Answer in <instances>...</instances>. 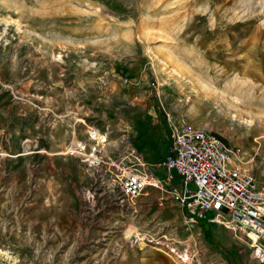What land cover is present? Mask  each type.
Returning <instances> with one entry per match:
<instances>
[{"label": "rangeland", "instance_id": "1", "mask_svg": "<svg viewBox=\"0 0 264 264\" xmlns=\"http://www.w3.org/2000/svg\"><path fill=\"white\" fill-rule=\"evenodd\" d=\"M83 120L129 132L159 176L170 126L206 125L264 177V0H0V264H254L246 232L186 229L158 189L122 232L81 224Z\"/></svg>", "mask_w": 264, "mask_h": 264}, {"label": "built area", "instance_id": "2", "mask_svg": "<svg viewBox=\"0 0 264 264\" xmlns=\"http://www.w3.org/2000/svg\"><path fill=\"white\" fill-rule=\"evenodd\" d=\"M82 122L87 138L70 143L65 153L87 168L88 178L70 207L87 229L103 236L122 232L127 221L151 210L153 201H141V197L153 188L166 191L176 201L186 229L202 221L216 224L219 218L227 228L249 231L255 246L254 264H264V183L248 166L240 147L230 146L206 125L172 124L166 153L155 164L166 170V176H159L129 132L112 127L101 130ZM33 144L24 139L23 151L33 153ZM173 227L177 233L179 226Z\"/></svg>", "mask_w": 264, "mask_h": 264}, {"label": "bare ground", "instance_id": "3", "mask_svg": "<svg viewBox=\"0 0 264 264\" xmlns=\"http://www.w3.org/2000/svg\"><path fill=\"white\" fill-rule=\"evenodd\" d=\"M216 221H217L216 224H220V225H223V226L226 227V225H224L219 218H216ZM231 229L237 230V227H234V228H231ZM239 230H241L242 232H246L247 236L252 240V235L249 233V231L245 230L244 228H239ZM134 232H135V227L133 225L129 226V229L127 230V233L131 234V233H134ZM244 237L245 236H242V235L240 236V238H244ZM254 253H255V250H254ZM182 257H183V259H186V255H183Z\"/></svg>", "mask_w": 264, "mask_h": 264}, {"label": "trees", "instance_id": "4", "mask_svg": "<svg viewBox=\"0 0 264 264\" xmlns=\"http://www.w3.org/2000/svg\"><path fill=\"white\" fill-rule=\"evenodd\" d=\"M202 226L205 228V235H206V237L207 236H209L210 234H209V231H208V229L206 228V222L205 221H202Z\"/></svg>", "mask_w": 264, "mask_h": 264}, {"label": "crops", "instance_id": "5", "mask_svg": "<svg viewBox=\"0 0 264 264\" xmlns=\"http://www.w3.org/2000/svg\"><path fill=\"white\" fill-rule=\"evenodd\" d=\"M257 177H258V176H257ZM258 180H259L260 183H262V184L264 183V177H260V176H259ZM181 212H182V211H181Z\"/></svg>", "mask_w": 264, "mask_h": 264}]
</instances>
